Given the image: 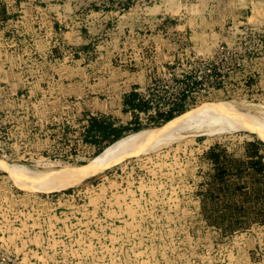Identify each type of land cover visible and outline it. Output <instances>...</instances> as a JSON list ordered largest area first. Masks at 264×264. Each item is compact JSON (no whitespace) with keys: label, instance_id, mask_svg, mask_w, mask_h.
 <instances>
[{"label":"rangeland","instance_id":"obj_1","mask_svg":"<svg viewBox=\"0 0 264 264\" xmlns=\"http://www.w3.org/2000/svg\"><path fill=\"white\" fill-rule=\"evenodd\" d=\"M186 73L200 79L178 112L149 116L138 91ZM228 101L264 108V0H0L9 166L88 164L119 134ZM235 128L188 126L58 189L0 166V264H264V138Z\"/></svg>","mask_w":264,"mask_h":264},{"label":"bare ground","instance_id":"obj_2","mask_svg":"<svg viewBox=\"0 0 264 264\" xmlns=\"http://www.w3.org/2000/svg\"><path fill=\"white\" fill-rule=\"evenodd\" d=\"M215 102H207L199 108L185 111V113L171 118L159 127L146 128L118 138L88 164L64 170L47 169L39 173L30 171L25 167L9 166L2 159H0V166L10 169L14 178L27 188L51 190L80 181L85 176L95 173L96 170L98 171L129 155L140 154L151 147H156L163 141L169 140L167 138H170L171 135L172 138L178 137L175 134L188 126L206 127L210 132L231 127H246L257 131L264 138V116L262 115L264 108L257 110L255 106L248 105L244 112L238 104L229 103V101L227 103ZM257 113L260 115H255ZM218 122L222 126L216 128L214 124Z\"/></svg>","mask_w":264,"mask_h":264},{"label":"built area","instance_id":"obj_3","mask_svg":"<svg viewBox=\"0 0 264 264\" xmlns=\"http://www.w3.org/2000/svg\"><path fill=\"white\" fill-rule=\"evenodd\" d=\"M217 68L220 69V64L217 60H214L207 70L208 72H213ZM170 74L172 73L170 72ZM177 78V80L173 78L168 83H164L160 87V89L163 90L159 95L156 93L157 91H154L152 85L148 86L150 89L147 87L138 91L139 94H143L144 102L151 108L148 112L149 116L158 119L161 118L162 115L178 112L180 105L183 103L184 96L192 91V89L190 90L188 87V82L191 81L190 84H194V79H200V76L186 73L181 74L180 77Z\"/></svg>","mask_w":264,"mask_h":264},{"label":"trees","instance_id":"obj_4","mask_svg":"<svg viewBox=\"0 0 264 264\" xmlns=\"http://www.w3.org/2000/svg\"><path fill=\"white\" fill-rule=\"evenodd\" d=\"M171 116H172V114L168 115V117H171ZM117 137L119 138L120 137V134Z\"/></svg>","mask_w":264,"mask_h":264}]
</instances>
